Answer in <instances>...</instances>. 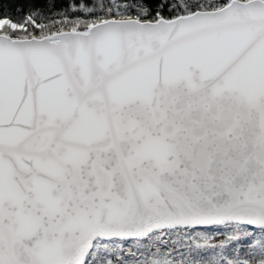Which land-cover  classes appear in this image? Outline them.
<instances>
[{
  "label": "snow or ice",
  "instance_id": "obj_1",
  "mask_svg": "<svg viewBox=\"0 0 264 264\" xmlns=\"http://www.w3.org/2000/svg\"><path fill=\"white\" fill-rule=\"evenodd\" d=\"M0 264H264V0H0Z\"/></svg>",
  "mask_w": 264,
  "mask_h": 264
}]
</instances>
